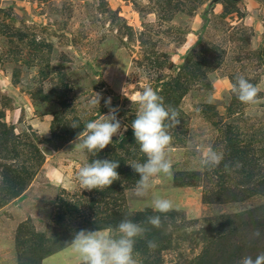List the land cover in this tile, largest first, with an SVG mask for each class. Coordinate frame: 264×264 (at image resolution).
I'll use <instances>...</instances> for the list:
<instances>
[{"label": "rangeland", "instance_id": "1", "mask_svg": "<svg viewBox=\"0 0 264 264\" xmlns=\"http://www.w3.org/2000/svg\"><path fill=\"white\" fill-rule=\"evenodd\" d=\"M212 1L0 0V264H80L66 246L74 233L126 217L147 229L139 264H238L264 252V0ZM236 75L260 86L257 103L236 98ZM146 86L179 124L168 129L171 175L140 198L128 163L146 156L129 98ZM110 108L123 135L95 154L73 151ZM206 148L223 153L218 167L199 165ZM95 159L119 161L120 179L83 189L78 170ZM152 192L178 208L153 212Z\"/></svg>", "mask_w": 264, "mask_h": 264}, {"label": "clouds", "instance_id": "2", "mask_svg": "<svg viewBox=\"0 0 264 264\" xmlns=\"http://www.w3.org/2000/svg\"><path fill=\"white\" fill-rule=\"evenodd\" d=\"M231 89L236 98L246 105L257 103L258 94L261 91L259 85H254L244 75H236ZM124 95H126L125 91ZM129 99L133 104L138 105L135 119L132 120L130 126L136 143L140 151L145 154L146 160L144 162L133 161L128 164L140 177L136 180L134 194L143 198L152 191L156 177L170 176L172 173L173 163L169 157V151L173 137L168 129L179 124V120L175 109L165 107L163 98L150 86L144 87L142 91ZM208 102H212L211 97ZM106 103L110 105V99ZM117 111L115 108H110L109 114L87 122L84 130L78 133L72 142L75 145L73 151L81 153L87 151L95 154L112 144L114 136L123 135L121 121L116 115ZM71 126L79 127L76 123ZM127 128L128 125H123V131H127ZM199 151L201 167H218L224 160L223 153L212 148ZM229 167L230 165H225L226 170ZM118 168L119 161L95 159L79 168L77 178L83 189L102 190L120 179ZM147 207L161 214L178 208L171 199L155 192H152ZM146 222L159 228L162 225L161 215L148 216ZM146 231V227L141 223L126 217L115 228L108 226L94 231L75 232L73 239L66 246L78 257L80 264H139L135 244L138 238L144 237ZM253 235L259 237L260 231L256 230ZM147 246L149 249H154L157 244L154 240H148ZM238 264H264V252L258 253L255 257L245 255Z\"/></svg>", "mask_w": 264, "mask_h": 264}, {"label": "water", "instance_id": "3", "mask_svg": "<svg viewBox=\"0 0 264 264\" xmlns=\"http://www.w3.org/2000/svg\"><path fill=\"white\" fill-rule=\"evenodd\" d=\"M218 1H220V0H213L211 5H213L214 3L218 2ZM234 1H240V0H234Z\"/></svg>", "mask_w": 264, "mask_h": 264}]
</instances>
